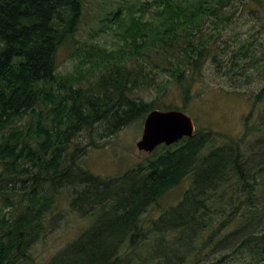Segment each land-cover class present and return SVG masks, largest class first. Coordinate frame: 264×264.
<instances>
[{
  "label": "trees",
  "instance_id": "16d2710c",
  "mask_svg": "<svg viewBox=\"0 0 264 264\" xmlns=\"http://www.w3.org/2000/svg\"><path fill=\"white\" fill-rule=\"evenodd\" d=\"M263 10L264 0H118L106 18L112 46L84 42L79 70L61 75L57 54L75 43L81 0H0V264L29 258L67 188L70 209L94 221L50 264H126L152 238L138 249L142 264H264V109L249 154L241 140L195 129L120 178L80 163L152 110L184 111L209 62L228 79L264 65L254 37L232 47L222 38L237 11ZM82 134L86 144L75 141ZM187 176L182 199L145 229L141 216Z\"/></svg>",
  "mask_w": 264,
  "mask_h": 264
},
{
  "label": "rangeland",
  "instance_id": "374dc122",
  "mask_svg": "<svg viewBox=\"0 0 264 264\" xmlns=\"http://www.w3.org/2000/svg\"><path fill=\"white\" fill-rule=\"evenodd\" d=\"M117 1L81 0L83 14L78 31L74 36L75 43L61 47L57 54V70L61 75L75 74L79 70L77 56L80 49L78 48L82 47L81 45L84 42L92 41L105 44L107 47L112 46L115 41L114 35L108 30L106 18H108L107 15L112 8L114 9L116 6ZM234 7L240 9L241 5H239V2H234ZM261 16V19H256L249 13L237 11L235 18L222 35V38L224 37V40L228 41L230 47H232L249 37H254L255 40L262 43L264 48V10ZM262 55L260 53L259 57H262ZM226 64L229 63H224V65ZM262 64L263 62L258 63L261 66L257 70L255 68L247 69L243 75H234L232 79H228L224 69L221 68L216 71L209 62L206 65L203 80L195 86L193 98L183 111L192 119L195 129L213 130L229 139L241 140L239 147L246 154H249L252 141H255V138L258 137L256 125L261 122L259 117L264 109L263 102L253 103L255 96L264 86V65ZM249 75L251 77L246 78ZM235 89H238V92H235ZM152 96V93L145 95L147 99ZM169 100L179 106L182 105L178 98L167 99V101ZM249 117L250 130L246 125ZM143 121L144 119L136 120L114 135L96 140L100 147L89 148L86 151L80 161L82 166L95 176L104 179L111 177L116 179L143 162L148 154L139 152L136 148V143L140 140L142 134ZM87 140V136L82 134L75 141L86 144ZM223 140L225 141V139ZM255 151L253 150L252 153H255ZM190 178V176H187L176 187L163 194L141 216L145 229H148L162 213L175 206L182 199L183 194L190 188ZM82 187L76 186L75 189L80 191ZM71 190L74 191L72 188L62 190L55 199L54 216H52V213L47 216L51 219V224L45 228L42 236L31 245L28 252L29 258L19 264H50L54 259L53 257L66 248L68 244L75 242L82 232H86V229L92 226L94 221L92 215L91 217L80 215V212L70 209V203L73 199ZM147 234H150V232H147ZM153 239L131 250L123 258L126 264H142V259L138 257V254H140L138 249L143 247L144 250L149 244L151 245ZM79 247L72 250L74 255L71 262L75 259L74 262L77 263L79 259H84V254L78 251ZM221 253L217 252L215 256L219 257Z\"/></svg>",
  "mask_w": 264,
  "mask_h": 264
},
{
  "label": "water",
  "instance_id": "95a60500",
  "mask_svg": "<svg viewBox=\"0 0 264 264\" xmlns=\"http://www.w3.org/2000/svg\"><path fill=\"white\" fill-rule=\"evenodd\" d=\"M192 119L180 110H152L143 121L142 134L136 143L139 152L152 153L159 146L169 147L194 135Z\"/></svg>",
  "mask_w": 264,
  "mask_h": 264
},
{
  "label": "flooded vegetation",
  "instance_id": "af4514ba",
  "mask_svg": "<svg viewBox=\"0 0 264 264\" xmlns=\"http://www.w3.org/2000/svg\"><path fill=\"white\" fill-rule=\"evenodd\" d=\"M128 253H126V255H127Z\"/></svg>",
  "mask_w": 264,
  "mask_h": 264
}]
</instances>
